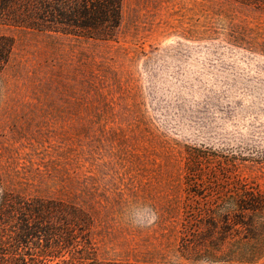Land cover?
<instances>
[{"label": "rangeland", "instance_id": "obj_1", "mask_svg": "<svg viewBox=\"0 0 264 264\" xmlns=\"http://www.w3.org/2000/svg\"><path fill=\"white\" fill-rule=\"evenodd\" d=\"M0 35L13 42L0 73L4 183L84 208L98 259L200 264L181 249L204 233L198 208L241 188L264 197V0H122L107 39L0 11ZM142 204L158 210L155 227L130 222Z\"/></svg>", "mask_w": 264, "mask_h": 264}, {"label": "trees", "instance_id": "obj_2", "mask_svg": "<svg viewBox=\"0 0 264 264\" xmlns=\"http://www.w3.org/2000/svg\"><path fill=\"white\" fill-rule=\"evenodd\" d=\"M121 2L0 0V11L28 28L107 39L120 23ZM12 44L0 35V73ZM198 211L204 233L181 245L189 257L251 263L264 255L263 196L241 188ZM92 223L79 205L7 188L0 172V264H118L96 257Z\"/></svg>", "mask_w": 264, "mask_h": 264}, {"label": "clouds", "instance_id": "obj_3", "mask_svg": "<svg viewBox=\"0 0 264 264\" xmlns=\"http://www.w3.org/2000/svg\"><path fill=\"white\" fill-rule=\"evenodd\" d=\"M130 222L134 227L140 229H150L157 225L160 216L158 210L147 204H142L131 210L129 213ZM200 264H211L207 259H204Z\"/></svg>", "mask_w": 264, "mask_h": 264}]
</instances>
